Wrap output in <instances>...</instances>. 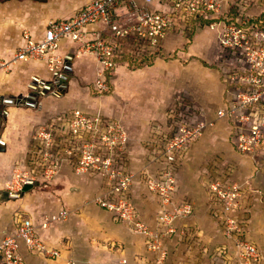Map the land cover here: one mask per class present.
I'll use <instances>...</instances> for the list:
<instances>
[{"label": "crops", "instance_id": "0c3cea01", "mask_svg": "<svg viewBox=\"0 0 264 264\" xmlns=\"http://www.w3.org/2000/svg\"><path fill=\"white\" fill-rule=\"evenodd\" d=\"M91 1L0 0V149H4L0 152V174L8 173L5 175L8 177L7 183L14 179L16 172H21L17 165L28 174L32 172L29 161L33 154L36 127L64 111L77 108L74 101L68 98L69 91L77 93L76 84L84 80H89L86 86L89 87L97 70L95 59L89 55H74L70 58L71 69L66 71V79L54 76L44 62H15L16 52L25 44L24 32L39 37L49 20L72 17ZM137 1L143 3L142 0ZM186 29V26L176 23V27L163 40V55L152 65L133 70L121 64L114 70L111 94L117 92L122 98L130 92L117 87L122 81H159L164 78L163 87L157 88L156 84L152 87L150 84L147 90L149 94H143L152 97L145 122L137 119L130 125L122 113L119 112L118 117H115L100 106L94 108L83 104L78 108L113 118L127 130L129 165L137 176L131 196L142 219L159 233H162V229L158 226L157 214L161 204L145 187L143 174L156 173L160 167L159 155L155 154V150L170 126L167 114L176 110L180 116L187 108L185 113L194 111L192 116L216 120L215 112L224 99L217 69L209 68L210 75L203 68L205 62L214 65L218 61L216 34L208 29H200L193 36V41L188 43ZM73 47L70 40L64 41L59 53L72 54ZM4 63L7 65L4 66ZM208 76L215 83V89L210 92L206 88V83L211 81ZM58 80L64 83L58 85ZM179 83L193 86L200 95L197 93L195 96L188 88L181 89ZM65 84L67 87L64 96H61L60 87ZM85 92L82 93L92 94L91 91ZM191 95L196 99L190 100ZM97 96L110 98L109 95ZM21 97L31 100L23 102ZM6 99L13 101L6 102ZM221 159L228 161L234 177L238 178V174L243 177L239 171L243 168L245 179L243 177L242 187L248 195V206L254 208L258 201L264 203V173L233 150L228 141L225 122L217 120L179 163L176 201L191 204L192 213L188 217L176 219L177 234L165 236V264L217 263L214 259L225 244L224 235L211 207L209 209L211 204H208L206 189L200 180L205 176L204 171H208L207 168L213 174L224 171V164L215 162ZM31 180L33 185L29 191H33L19 201L11 200L7 205L0 206L1 210H5L4 215L8 216L0 215V240L14 231L17 215L20 214L38 225L46 245L60 251L61 257H39L23 245L26 264H67L70 260L76 264H114L123 257L130 264H149L153 255L147 250L145 237L131 233L126 225L116 222L111 213L96 204L95 198L101 193L97 180L77 175L66 163L62 164L50 182L39 176ZM64 210L68 216L61 219ZM249 240L256 243L262 256L259 264H263L264 251L258 242Z\"/></svg>", "mask_w": 264, "mask_h": 264}, {"label": "built area", "instance_id": "2783aa9c", "mask_svg": "<svg viewBox=\"0 0 264 264\" xmlns=\"http://www.w3.org/2000/svg\"><path fill=\"white\" fill-rule=\"evenodd\" d=\"M142 1L93 0L72 17L51 19L39 37L24 32L25 44L13 60L44 62L54 76L66 79V71L71 69L67 60L71 56H92L97 70L90 91L96 96L110 95L114 70L121 64L128 66L127 62L119 64L116 60L132 56L133 62L149 59L154 62L163 55V40L176 23L187 27L188 43H191L188 37L200 29L216 34L219 58L214 66L224 89L223 103L215 112L216 120L187 113L180 115L184 118L177 126L171 120L168 134L164 133L155 150L159 155L158 171L143 174L145 187L161 204L157 223L162 233L142 219L131 196L137 176L129 165L128 132L119 121L75 108L38 125L33 135L29 162L34 176L50 182L66 163L77 175L97 180L101 193L95 198L96 204L111 213L116 222L126 225L131 233L145 237L147 250L153 255L149 264H165V236L177 234L176 219L192 213L191 204L176 201L177 169L209 127L217 120L224 121L233 150L264 173V0ZM67 40L73 43L72 54L62 55L60 45ZM35 178L18 176L8 183V189L17 193ZM209 187L211 205L220 209H216V216L224 225L225 244L214 264H259L260 250L238 231L234 216L240 204L241 187L221 179ZM67 216L64 210L60 218ZM23 245L39 257H61L60 251L46 245L38 225L18 214L14 231L0 240V264H26ZM67 264L76 262L70 260ZM114 264L130 262L123 257Z\"/></svg>", "mask_w": 264, "mask_h": 264}, {"label": "rangeland", "instance_id": "374dc122", "mask_svg": "<svg viewBox=\"0 0 264 264\" xmlns=\"http://www.w3.org/2000/svg\"><path fill=\"white\" fill-rule=\"evenodd\" d=\"M204 66V67H203ZM203 66L201 65V67H203L206 72V74H210V72L208 71L209 68L211 69H215L214 65H209L205 62V64H203ZM211 75V74H210ZM210 76H208L207 78H209ZM164 78H160L159 81H148V79H141V80H128V81H122L121 84H118L117 87L121 88L123 87L125 90L130 91L128 92V94L126 96H124V98H122V96H120L121 94H117V92H115L114 94L109 95L110 98L106 99L105 97H98L96 95L93 94H85L87 92L85 91H90L92 84H89V87H86L89 80H84V81H80L79 83H77V93L74 92L73 90L69 91L70 93H68V98H71L74 101V104H76L77 108H81V105L85 104V105H92V107L96 108L98 106L105 108V111L115 115V117H118L119 112L123 114V117L125 118V120L127 122H129L130 125L133 124L134 120H140L145 122L146 121V115H147V109H148V105L149 103H151V98L149 97V93L147 92V90L149 89L150 84L152 85V87L156 84V87H163L164 86ZM211 81L206 83V88H208L209 90H207L208 92L213 91V88L215 89V83L213 82V79H210ZM88 81V82H87ZM179 85L181 86V89L183 88H188V90H191V92L194 93V95H198L199 93L196 91V89L193 86H188L184 83H179ZM90 89V90H89ZM116 91V90H115ZM141 91V93L139 94V92ZM85 92V93H82ZM146 92L148 93L147 96H143V94H146ZM82 93V95H81ZM198 93V94H197ZM200 95V94H199ZM192 96V97H191ZM190 96V100L196 99V97H194L193 95ZM164 98V97H162ZM197 101V100H196ZM175 107V108H174ZM173 108L176 109V106H174ZM184 108H185V104H184ZM172 109V110H174ZM187 108H185L184 111H182L181 113L184 114ZM176 110H174V112H169L167 114L169 121L173 120L176 123V126L180 124L181 118L179 116V113L177 114V112H175ZM179 111V110H178ZM184 112V113H183ZM194 111L190 112V110H188L186 113L189 115H192ZM92 113V112H91ZM177 114V116H176ZM188 115V116H189ZM187 116V115H186ZM185 116V117H186ZM180 121V122H179ZM179 122V123H178ZM142 129V128H141ZM170 128L167 129V131H169ZM166 131L165 134H168ZM215 162H221L223 163L225 166L224 171L222 170L220 173H212L208 168V171H204L205 172V176H202L201 184L203 185V187L206 189V193H207V201L208 204H212L210 201V184H212V182H214L215 180L221 179L224 182H235L237 183L240 187H241V193H240V204H239V208L237 210V212L234 214L235 218L238 221V231L242 232L246 238L249 239H253L256 242H258V244L260 245V248L264 251V203L261 202H257V204L254 206V208H250L247 204V199H248V195L246 193V191L243 189L242 184H244L243 182V177L245 179V175H244V171L243 168H240L239 171L243 174V177L238 174V178L234 177V173L230 170V167L228 165V161L226 159H221V161L217 160ZM210 164L211 161H210ZM19 169L18 171L21 172H16V176L14 178H17L18 176L22 179H26L27 178H33V177H38L37 175L34 176L32 172H29V174L25 171H23L21 169L20 165H17ZM32 167V165H31ZM238 167V165H237ZM234 168V167H233ZM221 170V169H220ZM33 171V169H32ZM5 175L7 174H0V179L2 180V182L0 181V191H8V177H5ZM236 178V179H234ZM242 180V181H240ZM21 191V190H20ZM20 191H18L17 193H19ZM33 191V190H31ZM31 191H28L26 194L30 193ZM25 194V195H26ZM22 198H18V199H12L13 201H19ZM11 201V200H10ZM9 201H0V206L3 207L4 205H7ZM213 206V207H212ZM211 207V211L213 212V215L216 219V221L218 222V226L220 227L221 230L222 227H224V225L219 221V218H217L216 214H217V210L218 208H215V205H209V209ZM214 209V211H213ZM220 210V209H218ZM5 210H1L0 209V215L2 217H7L4 215ZM8 225V224H7ZM256 244V243H255ZM264 264V263H263Z\"/></svg>", "mask_w": 264, "mask_h": 264}, {"label": "water", "instance_id": "95a60500", "mask_svg": "<svg viewBox=\"0 0 264 264\" xmlns=\"http://www.w3.org/2000/svg\"><path fill=\"white\" fill-rule=\"evenodd\" d=\"M70 58H72V56ZM67 62H68V65L71 66V64H70L71 60L68 59ZM60 82L64 83L63 80ZM66 87H67V84H65V86H63V87H60L61 91H62V93L60 94L61 96H64V89ZM21 98H23V97H21ZM24 100L25 101L31 100V98L25 97V99L23 98L22 101L24 102ZM12 101H13L12 99H10V100L6 99V102H12ZM2 151H4V149L3 150L0 149V152H2ZM32 185H33V181L29 180V181H27V183L24 185V187L22 188V190L19 193H12L10 191H0V201H10L12 199L22 198L30 190Z\"/></svg>", "mask_w": 264, "mask_h": 264}, {"label": "trees", "instance_id": "16d2710c", "mask_svg": "<svg viewBox=\"0 0 264 264\" xmlns=\"http://www.w3.org/2000/svg\"><path fill=\"white\" fill-rule=\"evenodd\" d=\"M193 33L188 37L189 39H190V42H191V40H192V38H193ZM160 55H162V54H160ZM124 59H118V60H116V63H128V66H129V68L130 69H133V70H136V69H141V68H143L144 66H146V65H148V66H150V65H152L153 64V62L152 61H150V59H149V61H147L146 62V60H143V61H139V60H137V61H134L133 62V57L132 56H127V57H123Z\"/></svg>", "mask_w": 264, "mask_h": 264}]
</instances>
